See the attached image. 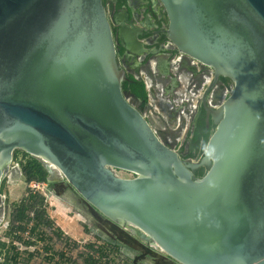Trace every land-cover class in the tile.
<instances>
[{
  "label": "water",
  "instance_id": "obj_1",
  "mask_svg": "<svg viewBox=\"0 0 264 264\" xmlns=\"http://www.w3.org/2000/svg\"><path fill=\"white\" fill-rule=\"evenodd\" d=\"M159 1L169 41L233 85L200 162L165 144L123 92L103 0H0V187L19 150L148 252L264 264V0Z\"/></svg>",
  "mask_w": 264,
  "mask_h": 264
},
{
  "label": "rangeland",
  "instance_id": "obj_2",
  "mask_svg": "<svg viewBox=\"0 0 264 264\" xmlns=\"http://www.w3.org/2000/svg\"><path fill=\"white\" fill-rule=\"evenodd\" d=\"M106 6L108 8L109 4ZM143 68L145 75L153 82L154 78L159 80L155 76L160 73L154 74L152 67ZM145 75L140 79L143 80ZM130 101L140 109L135 99L130 97ZM149 103L152 106L142 112L152 127L162 133H175L176 138H179L180 133L174 130L175 123L170 122L167 103L160 98ZM161 115L165 116V120ZM176 138L173 148L179 145ZM169 140L173 142L171 138ZM163 141L166 142L164 139ZM24 155L22 151H15L11 168L0 187V194L4 198L1 205L3 218L0 223V251L1 243L5 244L0 252L3 253L0 255V264L4 262L5 252L9 256L16 254V261L11 260L9 264H83V259L89 252L85 247L88 244L106 247L111 264H177L156 249L146 251L142 247L143 244L135 241L128 231L107 222L79 196L55 167L50 165L52 171L48 172L47 177V182L54 183V186L47 183H28L19 165ZM38 161L43 164L41 160ZM43 166L45 167V164ZM117 174L122 178L134 177L126 171H117ZM40 198L43 199L42 209L46 219L51 222L50 225L37 226L33 230L36 223L31 221L27 225L23 224L26 227L25 232L13 230L10 223L13 212L22 205L31 206L37 200L40 201ZM37 208L40 209V205ZM28 215L33 217L30 211ZM31 253H35L34 258L29 257Z\"/></svg>",
  "mask_w": 264,
  "mask_h": 264
},
{
  "label": "flooded vegetation",
  "instance_id": "obj_3",
  "mask_svg": "<svg viewBox=\"0 0 264 264\" xmlns=\"http://www.w3.org/2000/svg\"><path fill=\"white\" fill-rule=\"evenodd\" d=\"M118 2L109 0L106 4L109 7H105L122 66L128 76L132 75L137 80L145 75V66L152 67L154 74L160 73L155 76L158 81L154 78L153 82L147 75L141 80L145 84L148 101L143 107L138 102V109L144 111L152 106L149 101L155 102L158 98L166 102L170 122L175 123L174 130H178L180 139L175 133H162L156 129L158 135L171 148L176 138L179 142L177 151L187 163L200 162L216 128L212 112L221 105L225 91L232 89V82L226 78L217 79L211 67L182 55L169 41L166 33L169 20L159 0H121L119 6ZM124 34L135 36L133 49L127 48ZM206 171V167H201L196 172Z\"/></svg>",
  "mask_w": 264,
  "mask_h": 264
},
{
  "label": "trees",
  "instance_id": "obj_4",
  "mask_svg": "<svg viewBox=\"0 0 264 264\" xmlns=\"http://www.w3.org/2000/svg\"><path fill=\"white\" fill-rule=\"evenodd\" d=\"M109 0H103L104 5L107 4ZM118 6L122 4L121 0H118ZM127 80L123 83V92L128 97H133L137 102L141 103L143 107L146 105L148 101V93L146 91L145 84L141 80H137L134 76L129 75L127 76ZM19 165L21 166V170L25 179L28 183L36 182V183H47L50 186H54V183L47 182L48 171L43 166V164L38 161V159L30 157L28 154L25 153L24 159L20 161ZM198 178H202L205 173L196 172L195 173ZM43 199L40 198V201L37 200L31 206L22 205L20 208L16 209L13 212L11 226L13 230L17 232H25L26 227L24 225L29 224L31 221L36 223V226L33 228L35 230L37 226L43 225H50L49 222L45 217V211L42 209L43 206ZM40 205V209L37 206ZM33 214V217L28 215V212ZM100 215V214H99ZM104 218L102 215H100ZM101 219V218H100ZM105 219V218H104ZM106 220V219H105ZM107 221V220H106ZM108 222V221H107ZM110 223V222H109ZM24 224V225H23ZM16 231H13L14 234H17ZM2 250L5 247L4 243H1ZM86 248L89 249L87 256L83 259V264H111L112 261L109 259V254L107 252V248L104 246H97L96 244H88L85 245ZM1 250V251H2ZM0 251V252H1ZM6 253V252H5ZM4 253L5 259L3 264H9L12 261H16V254L13 256L6 255ZM3 253H0L2 256ZM35 253L29 254L30 258H34ZM53 258H49L51 260ZM105 263H103V261ZM108 262V263H107Z\"/></svg>",
  "mask_w": 264,
  "mask_h": 264
},
{
  "label": "built area",
  "instance_id": "obj_5",
  "mask_svg": "<svg viewBox=\"0 0 264 264\" xmlns=\"http://www.w3.org/2000/svg\"><path fill=\"white\" fill-rule=\"evenodd\" d=\"M231 92H232V89L231 90H226L225 91V93H224V97H223V100H222V102L231 94ZM221 102V103H222ZM146 118V117H145ZM152 126V125H151ZM155 131H156V133H157V135H158V132H157V130H156V128H153ZM159 136V135H158ZM160 137V136H159ZM161 139V138H160ZM162 140V139H161ZM163 141V140H162ZM164 142V141H163ZM171 142V141H170ZM165 143V142H164ZM166 144V143H165ZM168 145V144H167ZM169 146V145H168ZM173 148V147H172ZM174 150H178V147L176 146V148H173ZM36 183V182H35ZM34 183V184H35ZM38 185L40 184V183H37ZM36 186V185H35Z\"/></svg>",
  "mask_w": 264,
  "mask_h": 264
},
{
  "label": "bare ground",
  "instance_id": "obj_6",
  "mask_svg": "<svg viewBox=\"0 0 264 264\" xmlns=\"http://www.w3.org/2000/svg\"><path fill=\"white\" fill-rule=\"evenodd\" d=\"M140 29H141V28H140ZM182 55H183V54H182ZM196 62H198V61H196ZM7 175H8V173H7ZM7 175H6V176H7ZM1 211H2V207L0 206V212H1ZM2 218H3V217H2V214H1V221H2Z\"/></svg>",
  "mask_w": 264,
  "mask_h": 264
}]
</instances>
